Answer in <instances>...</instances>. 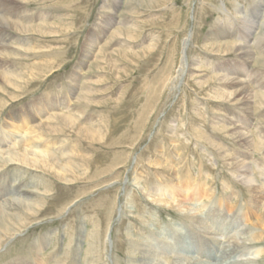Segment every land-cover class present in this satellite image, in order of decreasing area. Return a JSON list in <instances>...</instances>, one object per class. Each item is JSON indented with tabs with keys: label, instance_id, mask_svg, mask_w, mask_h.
Here are the masks:
<instances>
[{
	"label": "rangeland",
	"instance_id": "374dc122",
	"mask_svg": "<svg viewBox=\"0 0 264 264\" xmlns=\"http://www.w3.org/2000/svg\"><path fill=\"white\" fill-rule=\"evenodd\" d=\"M17 7L27 10L20 24L32 31L3 33L16 41L18 70L36 67L20 97L9 101L8 87L0 93V127L17 101L49 92L50 108L18 125L38 160L49 142L59 163L49 171L30 161L3 164L0 191L9 200L19 185L29 205L8 209L0 264L26 262L31 250L40 264H189L197 248H214L203 259L229 264L215 249L234 240L251 264H264V0H21ZM232 71L239 85H231ZM62 103L79 109L82 126L98 129L93 149L63 125L59 134L35 130L57 126L51 116L65 111ZM4 140L6 149L17 138ZM241 154L251 184L236 167ZM79 157L80 167L63 168ZM183 214L217 231L219 243Z\"/></svg>",
	"mask_w": 264,
	"mask_h": 264
},
{
	"label": "bare ground",
	"instance_id": "6f19581e",
	"mask_svg": "<svg viewBox=\"0 0 264 264\" xmlns=\"http://www.w3.org/2000/svg\"><path fill=\"white\" fill-rule=\"evenodd\" d=\"M20 1L21 0H0V93H2V90L5 91V88L8 87V89H10L9 95L11 96V99L9 101H13V100L17 99L18 97H20V96H18L19 94L17 92L21 88L26 86V83H25L26 81H25L24 76L31 77V75L34 73V69L36 67L35 65H33V66H30L29 69L26 67V69H19L18 70V67L16 66L15 63H17L19 58H17V56H18L17 54L13 55V53H16L15 51L17 50V48H15L13 46V43L14 42L16 43V41H13V39H11L12 37H7V35H5L3 33V28H5V27H8V28L14 30L16 33H18V28L20 29V27H23V29L25 31H27V32L28 31H32L33 28L31 26H28V25L23 24V23L20 24L21 21H24V22L26 21L25 16H27V18L29 17L28 16L29 14L27 13V10H25V11L18 10L17 4L20 3ZM22 3L23 2H21V4ZM253 21H254L253 18H251V19L245 21V22H247V24H245V22L243 23V24L246 25L245 28H244V29H246V36H249L251 34L252 29L254 28V22ZM23 29H21V30H23ZM243 39H245V37H243ZM93 42H94L93 39H90V42L88 43V46L86 47L87 50H85V54H84V56H83V58L81 60V63H83L85 58H87V56L89 54V47L90 48L93 47L92 46ZM187 43H188V39L186 38L184 40V43H183V50H185V48L187 46ZM41 55H42V53H41ZM46 65L47 64H42V65H38V66L39 67H45ZM15 70L17 72H15ZM233 74L237 75V73H235V72H233ZM225 82H227L226 79H225ZM231 83H232L231 85H233V84L239 85L241 83L240 76L239 75L233 76L231 78ZM72 90H73V88H72ZM30 94H32V93H30ZM238 94H240V93L238 92ZM37 97H38V99H36ZM37 97H35L33 99H29L28 98V100L26 102H23V99L17 101L18 103H20V105L18 107L13 108V109L8 111L7 117H8L9 121H4L3 125L0 127V152L2 153V155H0V172H1V168H4V166H5L3 164L9 163L11 161H18V162H21V164H24V165H27L29 163L27 161H30L33 165H38V166L40 165L41 167H43V170H45V171L46 170L49 171L50 169H52L53 168L52 167L53 164H54V168H55V164L59 163L56 153L53 152L49 148V146H50L49 142H48V144H44L43 145L44 147L41 148V151L37 150L41 154L40 155V159L38 160V156L35 153L36 151L33 152V148H32L33 147V143L29 142L30 139L23 137V134L25 133V131L23 132L24 128H21V126L18 125V121H20V123L23 122L24 124L28 125L29 124V119H31L33 117V115H36V113H41L45 109V107L50 108V106L52 104V101H51V95L49 94V92H47V93L45 92V93H43L41 95H38ZM247 103H249V101ZM4 105H5V103H1V101H0V114L3 111V106ZM60 107H61L60 108L61 110L64 109L65 111L56 112L54 115L51 116L53 119H58L59 120L60 123H58L57 126H48V124H42V125H40L38 127H35V130L38 128V129L43 130V131L52 132L53 134H59L58 130H62L61 128H63L62 127V125H63V126L68 127L71 131H74V132H76L78 134L79 133H81L83 135L85 134V136L89 139L88 148L90 149V147H91L93 149L92 146H94L95 141L98 139V136H99V135H97L98 134V129L94 128V127H87V126H82L81 125L82 123H80L78 121V120H80L79 119L80 117L77 116V115H81L79 113L80 112L79 109H76V110L72 109V111H71L63 103H62V106H60ZM248 107H249V105H248ZM249 116H250V114L247 113L246 120L249 119L248 118ZM91 125H94V123H91ZM32 131H33V129H32ZM34 135H35V139L36 140L41 137V133L40 132H35ZM245 135H246V133H245ZM4 137L5 138L9 137L10 141L13 140L14 138H17V141L14 140V143L12 144V146L9 147V148L7 147L6 149L4 148L5 149L4 150L2 148V146H3L2 144H4V142H5V140H4L5 138ZM238 137H240V136H238ZM243 139H245V137H243ZM260 140H262V139H260ZM260 143H261V145L264 144V142H260ZM244 144H247V146L251 145L249 139L247 141H245ZM51 146H53V145H51ZM34 149H35V147H34ZM58 149H60V148H58ZM5 153H8L10 158L9 157H5L3 155ZM33 155H35V158L32 159L31 156H33ZM246 155L245 154H241L242 159L241 158L240 159H238V158L235 159V160H237V162L235 163L236 167L240 169V170H238V172H239L240 175H243L245 179L247 177L249 178V176H251L253 174L252 172H250V173H252L250 175L249 168H247L248 166L246 165V161H244ZM55 158L57 159L56 161H55ZM80 160L82 161V159H80V157L77 158V159L76 158L71 159V160L69 159L68 162H66L67 164L63 168L64 169H69L70 164H72V165H74L76 167H80L81 166ZM47 166H48V168H47ZM255 166H256V164H255ZM249 167H250V165H249ZM70 168H72V167H70ZM258 168H260V167H258ZM263 171H264V169H263ZM252 180L254 181V178L253 179L252 178L251 179H246V181L248 183H250V184L252 183L251 182ZM13 182L14 183L17 182V177H14L13 179H11L10 187L12 186ZM17 184H19V182ZM14 192H15L14 194H17V197H11L12 199L7 200L6 193L9 194L10 192L9 191L5 192L3 190L0 191V229L5 226V223H6L5 219L9 218L10 215H11L9 213L8 209L16 208V206H18V207H21V206L27 207L29 205L28 204L29 203L28 200L24 201V199L20 198V195H22V194L20 192L19 185L17 186V189H15ZM171 202L176 204L177 207H179V208H181V207L185 208V206L182 203V201H178L177 199H171ZM253 203L257 204L256 201H253ZM249 205L252 206L253 204H251V202H250ZM255 210H256V207H255ZM183 215H188L189 217H191L189 214H183ZM211 217H209L210 221L212 220ZM191 218L193 219V221H192L193 223H196V222L199 223V227H197V228L201 232H203L204 234L207 233L206 236L210 239V242L212 244L219 243V242H217V239L215 237L217 235V231L216 232L213 231L212 228H209L208 226H206L203 223V221L201 223V220L198 217H191ZM192 232H194V231H192ZM250 240H252V239H250ZM238 241L239 240H234L232 242V244L230 245L231 248H220L221 247L220 246L219 248L215 249V252L221 251L220 253H222V255H221L222 258H221V261H219V263L224 262L225 258H228L230 260L229 264H246V263L247 264H251L254 261L253 260L254 258L251 259L250 257H247L249 254H247V253L241 254V253H243L242 248H240L242 246L239 243L240 241L239 242ZM243 248H245V247L243 246ZM211 250L214 251V248H197V252L196 253H198V255L196 256V258L195 257H185V258L188 260L189 264H218L217 260L210 261V260H207V259H203V257L204 258L208 257L207 253L211 252ZM261 250H263V249H261ZM31 252H32V254L28 253V255H25L26 258H29L28 261L25 262L23 260H19L18 264H40V262L36 263V261H35L36 258L34 257L35 253H33L32 250H31ZM242 255H244L245 258L241 257ZM21 256H23V255H21ZM211 256L212 257H216L214 255H211ZM29 260H32V261L29 262ZM33 260H34L35 263H33ZM141 260L144 261L146 259H144V256H142Z\"/></svg>",
	"mask_w": 264,
	"mask_h": 264
},
{
	"label": "crops",
	"instance_id": "0c3cea01",
	"mask_svg": "<svg viewBox=\"0 0 264 264\" xmlns=\"http://www.w3.org/2000/svg\"><path fill=\"white\" fill-rule=\"evenodd\" d=\"M262 13H263V17L261 16V23L260 24H263L264 23V10L262 11ZM257 31L258 32L260 31V27H258ZM256 40H257V35H255V45H256Z\"/></svg>",
	"mask_w": 264,
	"mask_h": 264
}]
</instances>
